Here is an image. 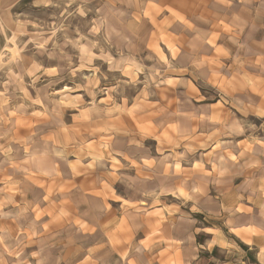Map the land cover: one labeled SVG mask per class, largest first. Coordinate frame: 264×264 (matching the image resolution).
<instances>
[{"label": "crops", "instance_id": "obj_1", "mask_svg": "<svg viewBox=\"0 0 264 264\" xmlns=\"http://www.w3.org/2000/svg\"><path fill=\"white\" fill-rule=\"evenodd\" d=\"M22 1L0 0V54ZM69 1L100 2L109 47L162 87L20 107L0 264H264V0Z\"/></svg>", "mask_w": 264, "mask_h": 264}, {"label": "rangeland", "instance_id": "obj_2", "mask_svg": "<svg viewBox=\"0 0 264 264\" xmlns=\"http://www.w3.org/2000/svg\"><path fill=\"white\" fill-rule=\"evenodd\" d=\"M100 4L23 0L13 7L8 49L0 54V141L19 131L12 129L14 121L27 117L20 107L48 104L41 99L47 92L48 102L58 91L83 97L90 90L93 101L128 105L140 93L160 90L154 58L138 65L109 47L99 27ZM51 67L55 74L44 70ZM241 257L236 264L254 261V253Z\"/></svg>", "mask_w": 264, "mask_h": 264}]
</instances>
